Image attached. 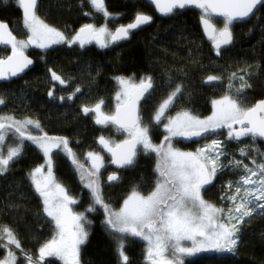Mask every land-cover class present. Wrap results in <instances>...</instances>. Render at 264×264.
<instances>
[{"label":"snow or ice","instance_id":"snow-or-ice-1","mask_svg":"<svg viewBox=\"0 0 264 264\" xmlns=\"http://www.w3.org/2000/svg\"><path fill=\"white\" fill-rule=\"evenodd\" d=\"M2 2L7 6L9 0ZM83 2L81 0L82 5ZM16 3L22 9L26 37L17 38L7 23L0 22V45L10 46L11 49L10 54L0 57V80L16 77L33 64L25 55L30 46L48 49L52 45L64 44L69 48L78 45L83 49L95 42L99 47L107 48L128 40L133 30L152 21L150 15L138 12L133 23L121 25L115 30H110L107 24L97 26L85 23L74 34L67 35L41 18L38 0H16ZM151 3L164 16H171L189 6L200 9V23L204 34L212 41L217 57L222 56L224 46L233 44V23L247 20L255 15L258 6L264 7V0H151ZM88 4L93 12L102 14L106 20L112 17L105 0H88ZM83 14L90 16L92 12L85 11ZM215 17L223 18L222 28L217 27ZM188 59L193 66L204 68L199 55H193L191 49ZM225 71L228 72V91L219 98L211 99L212 112L205 118L188 109L171 114L175 105L188 94L190 70L179 65L163 67L160 86L166 90L165 96L150 114L148 122L140 113V101L146 94L150 96L155 92L156 83L151 75L142 76L139 82L134 75L113 77L118 89L114 113L103 111V98L91 106H82L85 116L95 114V124L105 127L111 124L117 131L126 134V138L119 143L104 135L98 137L100 149L110 154L112 164L118 168L133 169L141 155L155 158V178L147 194L134 186L118 209L104 196L101 182L104 156L99 150L86 153L91 167L85 169L73 152L68 137L49 136L43 131L40 120L31 116L17 118L14 114L0 115V176L10 172L12 165L22 158L25 141L31 142L43 153L45 165L31 169L28 179L39 198V212L54 233L51 239L40 244L37 252H32L22 246L11 227L0 225V248L6 250L0 264H45L46 258H55L62 264H81V246L89 239L87 226L92 223L88 214L98 211L103 214L102 224L116 241L120 264H130L125 251V242L129 237L146 242L148 264H184V257L197 253L213 254L222 262L229 257H238L244 232L240 225L250 224L256 217H264V152L255 147L257 139L264 141V100L245 106L247 95L239 93L253 87L251 81L264 73V64L245 63L238 70ZM96 73L100 74L99 68ZM87 74L91 76L90 65ZM51 78L60 85H71L74 79L71 76L65 79L56 72H51ZM223 79V74L202 75V82L210 86H215L212 82H222ZM236 80L240 82L238 87L233 83ZM94 83L93 77L87 82L89 89ZM83 87L84 82L81 81L66 94L56 96L49 91L48 97L53 104L57 100L61 104L73 102L74 97L79 99L77 94L84 95ZM234 87L237 96L231 94ZM5 103L4 96L0 95V105ZM154 126L163 127L164 135L160 143L153 142L151 131ZM32 129L38 134H34ZM220 129H227L226 141L219 138L223 135L218 131ZM9 134L13 142L6 145ZM193 137L210 142L198 147L195 152L183 151L175 146L176 138ZM232 141L236 142L243 159H237L234 153L226 151L228 142ZM57 149L71 160L80 174L81 183L89 190L90 203L83 212L74 211L71 206L76 205L78 200L54 175L53 151ZM225 157L229 158L227 165ZM226 170L237 174L238 179L221 185L224 192L220 199L228 202L225 208L205 200L202 192L206 185L212 184L218 174ZM107 179L111 183L118 177L111 174ZM4 207L18 212L22 205L9 202ZM185 241H190L191 245H185ZM55 260H48L47 264H55Z\"/></svg>","mask_w":264,"mask_h":264},{"label":"trees","instance_id":"trees-1","mask_svg":"<svg viewBox=\"0 0 264 264\" xmlns=\"http://www.w3.org/2000/svg\"><path fill=\"white\" fill-rule=\"evenodd\" d=\"M105 4L112 18H119L122 24L133 23L138 12L150 15L152 21L133 31L128 40L119 41L104 49L89 46L79 50L77 47L55 46L42 52L28 50L26 54L34 57L35 63L32 69L19 80H0V95L4 96L6 101L5 105H0V115L14 114L17 118L31 116L39 119L43 131L49 136L68 137L73 152L83 164L84 151L93 149L95 135L102 133L79 114V104L50 102L47 94V67L65 79L69 76L73 77L72 84L69 85L71 89L75 84L83 81L82 96L89 101L103 98L110 108L113 106V96L118 90L114 76L134 75L137 82L144 75L153 76L156 83L155 92L150 96L147 94L140 106V113L145 118V122H148L150 114L165 96L166 90L160 86L165 65H179L190 70L187 80L188 94L175 105L171 114L175 115L181 109H188L205 118L212 112L211 99L219 98L228 90L224 76L226 69L238 70L244 67L245 63L264 64V7H260L247 22L231 26L234 35L233 44L224 48L222 56L217 57L211 43L202 36L199 27L201 14L196 11H176L170 17L161 19L141 0H105ZM38 8L39 15L46 23L67 34L74 33L85 23L99 26L103 22L99 15L83 14L85 11L92 12L85 0L83 5L81 0H39ZM0 21L7 23L17 38H22L19 32L23 24L22 16L16 0H9L7 6L0 0ZM215 21L219 26L220 21ZM191 41L195 43H190ZM189 49L192 50L193 55H199L204 65L203 69L189 62ZM6 54H9V51L0 49V57ZM89 65L91 76L87 74ZM97 68L100 70L99 75L96 73ZM207 74H223L224 79L222 82H212L215 86L206 85L202 82V75ZM93 77L95 83L89 89L87 82ZM251 82L253 87L242 93L247 95L245 106H252L256 101L264 98V73ZM32 131L38 134L35 129ZM219 132L223 133L219 138L226 141V132ZM151 135L154 143H160L164 132L160 126H154ZM115 139L122 140L120 136ZM12 142L13 138L9 134L6 145ZM201 143L184 145L177 141L175 145L183 151H192ZM228 143L229 147L226 151L234 153L237 159H243L240 157L236 142ZM255 147L263 152L264 143L256 140ZM6 151L7 146L5 153ZM252 155L255 156L256 153L253 152ZM228 159L225 157L224 163ZM43 161L40 150L31 142L25 141L22 158L12 165L10 172L0 176V225L11 227L22 246L32 252H37L40 244L54 235L51 225L45 222L43 214L39 212L40 201L28 179L29 171L43 164ZM245 163L251 166L248 160H245ZM84 166L87 169L85 164ZM154 167V156L145 158L141 155L135 168L118 171V179L105 188V199L118 209L134 186H138L141 192L147 194L155 178ZM53 172L57 181L78 200V203L72 206L74 211L83 212L90 203L89 190L81 183L71 160L59 149L53 152ZM237 176L227 170L218 174L213 183L203 190L204 199L221 207L220 197L224 192L221 185L226 184L228 180H234ZM9 202L22 207L18 212L7 209L4 206ZM88 216L92 223L87 226L89 239L81 246V264H120L116 241L102 224V212L89 213ZM241 227L244 228L243 243L239 248L238 257H229L227 261L222 262L213 254H202L184 259V264H264V217H256L250 224ZM125 244L130 264H147L143 240L129 237ZM5 252V249L0 248V258L4 257ZM48 260L53 259L46 258L45 264ZM55 264L60 262L55 260Z\"/></svg>","mask_w":264,"mask_h":264},{"label":"rangeland","instance_id":"rangeland-1","mask_svg":"<svg viewBox=\"0 0 264 264\" xmlns=\"http://www.w3.org/2000/svg\"><path fill=\"white\" fill-rule=\"evenodd\" d=\"M86 1V4H87V6H89L90 7V5L88 4V0H85ZM91 8V7H90ZM93 13V12H92ZM94 14H95V12H94ZM97 15H99V13H96ZM108 20V21H107ZM106 20V18H105V22H104V24H107V27L110 29V30H115V28H117L119 25H118V22L116 21V18H109V19H107ZM103 24V25H104ZM218 28H222L223 27V23H222V21H220V23H219V26H217ZM22 30V29H21ZM61 31V30H60ZM21 32V31H20ZM22 32H24V31H22ZM21 32V33H22ZM65 34H67V33H65ZM67 35H71V34H67ZM26 36V35H25ZM90 45H95L96 47H98V48H100V49H103V48H101V47H99L95 42H92V43H90V44H87L86 46H90ZM54 46H61V47H68L67 45H64V44H59V45H52L51 47H54ZM73 46H77V47H79L78 45H73ZM85 46V47H86ZM111 46V45H110ZM30 47H33V46H30ZM50 47V48H51ZM34 48H36V47H34ZM80 48V47H79ZM37 49H40V48H37ZM49 49V48H48ZM41 50H44V49H41ZM224 76H225V83L227 84L228 83V80H227V76H228V72H224ZM237 87L239 86V81L238 80H236V81H234L233 82ZM228 91V90H227ZM231 94L233 95V96H237L238 95V93L236 92V87H234L232 90H231ZM239 95H242V93H239ZM96 101H89L88 100V102L86 103V104H84V105H88V106H91V105H93L94 103H95ZM113 106H112V108H110V107H108L107 106V104H104V106H103V111H105L106 113H109V114H111V113H113V110L116 108V101H115V95L113 96V104H112ZM83 106V105H82ZM211 115V114H210ZM94 117H95V114L94 113H89V117H85L86 119H87V121L89 120V122L90 123H92L94 126H96L97 127V129H99L100 131H101V133L102 134H96L95 135V138H94V148L93 149H90V150H87V151H84V154H83V157L85 158V162H84V164L87 166V169L88 168H90L91 167V164H90V162L86 159V153L88 152V151H91V150H99L100 152H101V155H103L104 156V167L101 169V182H102V185H103V192L105 191V194H106V190H105V188L106 187H108V185H110V183H108V181H107V177H108V175H110L112 172H113V169L109 166V157H108V153L107 152H105V151H103L102 149H99V145H98V137L100 136V135H104V136H106V137H110L111 138V140L113 141V142H115V143H118V142H120V141H117L116 139H115V137H121L122 138V140L123 139H125L126 138V134L125 133H123V132H121V131H117L116 130V128H114V126L113 125H111V124H109L108 126H101V125H97V124H95V122H94ZM161 128H162V130H163V127L162 126H160ZM103 131H105V134L103 133ZM163 132H164V130H163ZM227 133V132H226ZM226 135V134H225ZM121 140V141H122ZM203 142V141H202ZM210 142V140L209 141H205V142H203V143H201L200 145H198L194 150H192V152H195V150L198 148V147H201V146H203L205 143H209ZM199 144V143H198ZM176 146V145H175ZM54 151H56V150H54ZM53 151V152H54ZM41 152V151H40ZM263 152H264V149H263ZM41 154L43 155V153L41 152ZM43 158H44V156H43ZM224 159V158H223ZM225 161V160H224ZM227 162H225L226 164L228 163V160H226ZM41 165H45V159H44V161H43V164H41ZM78 175H79V178H80V174L78 173ZM238 179V176L234 179V181L235 180H237ZM80 180H81V178H80ZM214 181V180H213ZM206 186H208V185H206ZM205 186V187H206ZM202 195H203V192H202ZM222 203V205H221V207H225L226 208V206H227V203L228 202H226V201H222L221 202ZM73 206V205H72ZM71 206V207H72ZM73 208V207H72ZM240 227H241V225H240ZM145 243V261L147 262V264H148V261L146 260V242H144ZM185 245H187V246H190L191 245V242L190 241H185V242H183ZM6 251V250H5ZM202 254H210V253H197L196 255H194V256H189V257H184V259H187V258H194V257H196V256H198V255H202ZM49 259H55V258H49ZM58 262H60V264H62V261H60V260H57Z\"/></svg>","mask_w":264,"mask_h":264},{"label":"water","instance_id":"water-1","mask_svg":"<svg viewBox=\"0 0 264 264\" xmlns=\"http://www.w3.org/2000/svg\"><path fill=\"white\" fill-rule=\"evenodd\" d=\"M38 1H39V0H38ZM141 1H143L146 5H148V6L153 10L154 14H155L158 18L165 19V18L170 17V16H164V15H162L161 13H159V12L157 11L155 5L151 3V0H141ZM260 7H261V6H258L257 10H255V13L259 10ZM19 9H20V8H19ZM184 10H193V11H196V12H198V13H201V10L195 8L194 6H189V7H186L185 9L177 10V11H184ZM20 12H21V16H22V9H20ZM250 18H251V17H250ZM250 18H248L247 20H245V21H243V22H234L233 25L243 24V23L247 22ZM214 19L222 20L223 18L215 17ZM0 22H1V21H0ZM199 27H200V30H201V33H202L203 38H204L206 41H208V42H212L211 40L208 39L207 35L204 34L203 26L201 25L200 20H199ZM229 46H231V45H226V46L223 47V49H224V48H228ZM211 47H212V43H211ZM0 48L9 49V50L11 51L10 46L0 45ZM212 49H213V48H212ZM213 50H214V49H213ZM25 55H26V54H25ZM29 59H31V58L29 57ZM32 66H33V64H32V65H29V67L26 68V69L24 70V72L18 74V76H16V77H10V78L7 79V80H9V81H14V80H18V79H20L21 77H23L27 72H29V71L32 69ZM263 88H264V82H263ZM142 100H144V99H141V101H142ZM260 100H264V98H262V99H260ZM260 100L256 101L255 103L259 102ZM141 101H140V102H141ZM255 103H254V104H255ZM254 104H253V105H254ZM114 112H115V109H114ZM114 128H115V126H114ZM218 131H225V132H227V129H220V130H218ZM176 140L179 141L181 144L189 145V144H198V143L202 142L204 139L193 137V138H191V139L176 138ZM257 141L260 142V143H264V141H261L260 139H257ZM120 142H121V141H120ZM118 143H119V142H118ZM108 157H109V166L113 169L114 172H118V171H121L122 169H124V168H118L116 165H114V164L111 163V157H110V154L108 155ZM111 174H115V175H116V173H111ZM111 174H110V175H111ZM116 176H117V175H116ZM107 181H108V179H107ZM114 182H115V181H112L110 184H113ZM108 183H109V181H108Z\"/></svg>","mask_w":264,"mask_h":264},{"label":"flooded vegetation","instance_id":"flooded-vegetation-1","mask_svg":"<svg viewBox=\"0 0 264 264\" xmlns=\"http://www.w3.org/2000/svg\"><path fill=\"white\" fill-rule=\"evenodd\" d=\"M91 9V8H90ZM91 11L93 12V10L91 9ZM94 13V12H93ZM201 14V13H200ZM95 15H97L96 13H95ZM99 16H100V18H102V24H100V25H103L104 24V22H105V17L102 15V14H99ZM215 20H219V19H215ZM108 21V20H107ZM116 21L118 22V25L119 26H121V25H127V24H122V23H120V19L119 18H117L116 19ZM219 21H222V20H219ZM220 23V22H219ZM99 25V26H100ZM98 26V25H97ZM118 26V27H119ZM143 26V25H142ZM21 29L22 30H20L21 32L22 31H24V32H20V35L22 36V38H25L26 36V30L24 29V27H23V24H22V27H21ZM79 29H77L76 31H78ZM136 30V29H135ZM135 30H133V31H135ZM75 31V32H76ZM132 31V32H133ZM74 32V33H75ZM74 33H72V34H74ZM124 41H126V40H124ZM210 43H212V42H210ZM90 46H95V45H90ZM55 47V46H54ZM60 47V46H59ZM65 47V46H64ZM74 47H77V46H72V48H74ZM86 47H89V46H86ZM52 48V47H51ZM67 48H69V47H67ZM79 50H82L81 48H79V47H77ZM85 48V47H84ZM83 48V49H84ZM0 49H3V50H7V51H9V54L11 53V51L9 50V49H5V48H0ZM38 50L39 52H42V51H47L48 49H44V50H41V49H37V48H34V47H29V48H27L26 50H25V54H26V51H28V50ZM104 49V48H103ZM28 57H30L31 58V60L33 61V65H34V57L33 56H29L28 54H26ZM33 67V66H32ZM51 72H54L53 70H51V71H49V69H48V67L46 68V73H47V81H48V85H47V88H48V92L49 91H53V93H54V95H56V96H59L60 94H66V93H68L69 91H71V90H73V89H71V88H69V85H60L59 84V82L58 81H54V80H52V78H51ZM28 73V72H27ZM26 73V74H27ZM25 74V75H26ZM24 75V76H25ZM23 76V77H24ZM23 77H21V78H23ZM20 78V79H21ZM19 80V79H18ZM48 92H47V94H48ZM78 96H79V99H77L76 97H74V99H73V102H68V103H64V104H74V103H76L77 105L79 104V114L80 115H82L83 117H89V114L87 115V116H85L83 113H82V111H81V108H82V105H84V104H86L87 102H88V99H86V97L85 96H80V94H77ZM147 95V94H146ZM146 95H145V98H146ZM144 98V99H145ZM144 100H142L141 102H140V106H141V103L143 102ZM104 102H105V100H104ZM57 103H59V104H61L60 102H59V100H57ZM105 104V103H104ZM113 113H114V110H113ZM103 133L105 134V131H103ZM99 149H100V147H99ZM108 155H109V153H108ZM112 173H116V175H117V173L118 172H112Z\"/></svg>","mask_w":264,"mask_h":264}]
</instances>
